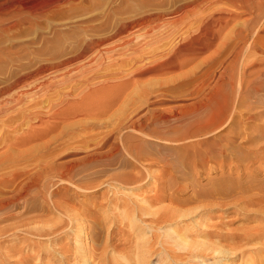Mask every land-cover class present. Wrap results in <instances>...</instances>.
I'll return each instance as SVG.
<instances>
[{
  "label": "bare ground",
  "instance_id": "6f19581e",
  "mask_svg": "<svg viewBox=\"0 0 264 264\" xmlns=\"http://www.w3.org/2000/svg\"><path fill=\"white\" fill-rule=\"evenodd\" d=\"M261 1L264 2V0ZM232 2L235 5L250 7L249 13L254 17H256L255 11L259 13L260 11L257 10L259 8L261 10L262 6L261 3V6L257 4L256 0H232ZM255 4L259 5V8L255 7ZM185 7L173 9L176 11L172 12L175 15L180 14L181 11L186 10L187 7ZM262 16L264 12L259 13L257 19H262ZM154 17L119 26L115 31L116 36L128 34L127 38L126 36L123 37L124 39L120 38L124 40L120 43L122 45L114 47L113 44L107 49L105 40H93L92 43L85 44L78 54L79 49L75 58L61 61L53 68L59 70L77 60L88 59L87 56L90 53L99 54L104 52L105 48L112 56L121 51L127 52V55L133 53L137 56L140 50L145 49L142 47L151 46V42L147 41L142 47L137 48L135 45L139 38L133 34L130 35V32L135 28L149 26L164 19H162L163 16ZM207 29L205 28L207 31L205 34L211 31V28ZM215 38V35L212 38L208 36L207 40L210 39V44L205 43L206 45L204 42L200 43L198 39L183 45H175L173 54L154 67L137 70L135 67L131 73L133 83L138 84L137 80L140 77L154 73L166 74L181 68L187 59L194 58L211 48ZM246 43L247 40L240 38V42L236 44L235 60L242 59L246 54L243 48ZM260 46L256 42L251 47L253 54L251 52L249 55L253 57L254 53L264 55V46ZM110 53L109 56H111ZM97 57H92L90 62L88 61L89 67L99 59L102 61ZM132 61L136 65L143 62L133 59ZM246 66L248 67L249 64ZM48 70L46 67L38 71L36 75H41ZM246 73L248 74V72L242 73L238 84L231 81L232 84L215 83L209 88L207 86L208 89L197 92L194 102L190 105L177 103L181 101L184 88H176L173 84L165 88L161 86L156 98L147 97L144 102L136 101V99L126 100L123 95L129 84L125 82L117 85V93L110 91L106 98L103 94L102 98H81L77 102L65 100L66 102L63 101V103H66V108L62 107V110L56 111L50 117L48 115V120L43 119L44 117L34 118L37 122L41 121L44 124L46 122L45 126L40 123L41 126L36 124L38 128H35L34 124L28 121L30 118L26 119L25 114L11 118L10 123L21 122L23 125L29 123L32 128L14 137V140L13 138L4 140L0 146V150L4 148L0 154V171H5L0 175V226L8 223L0 227V239L12 238L8 241L13 242L9 245L0 243V264H44L40 263L44 261L40 255L43 251L47 252L46 257H50V259L47 258L49 261L47 260L46 264H123L124 261L127 262H124L125 264H192L190 261L196 254L203 258L210 255L234 254L245 264H264V180L258 183L257 180L251 179L256 175L257 170L264 168L262 162L264 157V67L255 68L249 74L250 76H246ZM62 78L64 79L58 78L60 82L64 80L68 82L73 77L63 76ZM23 81L24 79H18L10 87L1 89L0 95L12 91ZM110 82L108 80V84ZM117 107L121 110L128 107L129 112L124 111L123 115L117 111L113 112ZM236 109L241 114H238L240 112ZM4 113L6 110L1 109L0 117ZM257 121L263 122L256 124ZM251 124L254 125L251 126ZM79 126L82 129H77ZM226 127L229 129L221 133ZM59 130H65L61 134L62 139L59 138L61 142L57 141L60 143L51 147V140L52 142L54 140L48 141L47 138L52 137V134ZM167 132L174 137L166 136ZM151 140L190 144L174 147L171 151L177 154V161H172L168 157L163 159L157 154V157L153 158L155 154L149 145ZM240 141L246 145V148L241 143L239 146ZM210 163L217 166L210 167ZM114 167L123 169V172L109 174ZM154 167H159L160 170L156 171ZM225 169H228L229 173L237 174V181L233 174H227V176L222 174ZM209 170H217L222 175L216 180H209L206 186L197 184L199 182L191 186L183 184L189 179L195 181L203 174L208 175ZM244 179L245 181L240 183ZM54 180L60 185L65 184L70 187L52 189ZM150 181H154L153 184L149 185ZM112 184L119 189L124 188L132 192L127 194L118 190L111 196L101 194L100 202L96 200V196L93 200L92 198L88 200V205L83 203L80 206L84 210H81V218H79L81 222L76 238L79 247L78 249L74 247L76 251L67 250L60 243L64 247L58 252L59 247L53 246L57 244H52V248H56L58 252L55 253L56 251H51L49 246L41 248L39 242L28 241L29 235L38 240L49 237L48 241H53L56 239L53 238L58 236L55 229L59 228L60 221L57 222V226L53 225L59 218L52 219L53 223L51 216L47 215L48 218L50 217L47 219L45 215H40L39 211L43 208V204L48 203L50 210L66 218L68 220L66 226L71 225L73 229L79 225V222L75 215L78 204L75 203L74 197L68 196L71 188L78 194H87ZM144 187L150 189L141 195L134 194L135 191L139 192ZM188 192L192 194L186 197ZM21 204L22 207L19 208ZM214 209L244 213L241 214L242 218L231 220L229 226L237 220L257 225L234 233L229 232L227 238L218 237L219 233L213 236L205 232L203 226L206 223L203 221L185 231L180 229L173 231L174 225H179L187 219L203 216L204 213ZM114 211L119 213L113 214ZM82 214L87 217L86 220ZM46 219L53 225L49 223L48 227L46 224L41 226L40 223ZM123 222L130 232L125 231V227L121 226ZM61 228L64 229L60 226L57 231ZM192 229L196 230L197 235H188ZM62 230L60 232H63ZM87 231L93 233L91 238L87 236ZM20 234L25 236L18 238ZM203 234L210 238L215 237L219 242H228L232 247L227 243L225 245L230 247V251L212 242L204 244V241L203 243L189 241L190 238L200 237ZM245 247L255 250L246 251ZM190 258L192 260H189Z\"/></svg>",
  "mask_w": 264,
  "mask_h": 264
},
{
  "label": "rangeland",
  "instance_id": "374dc122",
  "mask_svg": "<svg viewBox=\"0 0 264 264\" xmlns=\"http://www.w3.org/2000/svg\"><path fill=\"white\" fill-rule=\"evenodd\" d=\"M56 1L59 0H0V90L10 87L11 84L13 85L18 79H24V81L18 87L10 92H7L5 95H0V110H6V113L0 117V124H2L0 125V146H2V142L4 140H12V138L14 140V137L16 138L24 131H28L32 128L30 126L33 124L35 128H38V125L36 124H39V126H41V124L45 126L46 122L45 124L41 121L37 122L34 118L44 117L43 119L48 120V115L50 117V115L54 114L56 111L62 110V107L66 108V103H63V101L66 102L65 100H75L77 102L80 101L81 98H102L101 95L103 94V96L106 98L109 96L110 91H116L115 93H117V85L119 86V84L125 82L129 84L123 95L124 99L126 100L128 99L129 101H133L136 99V101L140 100L139 102H144V99L147 97L156 98L159 95L158 92L162 87L165 88L173 84L176 88H184L181 101L177 103L181 105H190L194 102L197 92L206 90L215 83L232 84L233 82L238 84L240 82L238 79H241V76L243 75L242 73L248 72V74L246 73V76H250L249 74H251L255 68L264 67L263 54L254 53V57L249 55V53L253 51L251 47L254 46L256 42L259 46H264V16H262L263 18L260 20L257 19L258 14L264 12V2L261 0H256L257 4L260 6L262 4L263 6H261L260 10L259 5L255 4V7L257 6V8H259L258 10L257 8L255 9L260 11L259 13L255 11L256 17L249 13L250 7H243L237 4L235 5L232 0ZM182 7H185L186 10L183 8L184 11H181L182 13L180 12V14L175 15L174 12ZM173 9L176 10L174 11ZM171 14L172 16H170ZM158 16H163L162 19H164L149 26L147 25L141 28H135L130 32V35L133 34V36L139 38L135 45L137 48L142 47V45L147 41L151 42V46L142 47L145 49L140 50V54L137 53V56L136 54L134 56L133 53H128L127 55V52L125 51H121V54L117 53L118 56H112L110 51L106 50V48H111L113 44L114 47L122 45L120 43H123L124 40L120 38L125 37L126 34L123 36L121 35V37L116 36L115 31L119 28V26L144 20V18H156ZM154 26L155 28H152ZM208 27L209 29L211 28V33L209 32L207 35L205 34L207 32L205 28L207 29ZM214 35L216 36V40H214L213 46L209 49H206L207 51L199 54L198 56H195L194 58L192 57L189 60L187 59L185 65L181 68L166 74L158 75V73H154L148 76L140 77L137 80L139 85L133 83L134 81L131 73L133 70H135V67L136 70L141 68H152L168 58L169 55H172L175 45H183L196 39L200 40V43L204 42V45L210 44V39L207 40L208 36L212 38ZM247 35L249 36L247 37ZM127 37L128 34L126 38ZM240 38L247 40L246 46L243 47L244 53L246 54H244L242 59L235 60L234 49L236 44L240 42ZM93 40H105V44L108 46L106 45L107 47L103 51L106 52L99 54L97 52L90 53L87 56L88 59L83 58L84 62L83 59L82 61L80 59L71 65L60 68L59 70L58 68H53L54 66L61 63V61L63 62L68 58H75L81 52L85 44L87 45L89 42L92 43ZM106 41L108 42L106 43ZM109 53L111 56H109ZM122 54L124 55L122 56ZM251 54H253V52ZM92 57H97L98 59L101 58L102 61H99V59L94 63V65H92L93 67H89L88 61ZM132 59L135 61L138 60V62H143L136 65ZM247 64H249L248 67L246 66ZM83 65L86 67L84 68ZM41 67L42 69L47 67L49 70L37 76V72L42 70L40 69ZM63 76H70L73 78L72 80H67L68 82H64L66 80L60 82V79L58 78L64 79L62 78ZM238 76L239 78H237ZM108 80L109 82L111 81L109 84ZM113 84L114 86L116 85V87H114ZM125 94L127 96H125ZM128 109V107H124V109L121 110V108L117 107L113 110V112L117 111V113L123 115ZM237 110L238 109H236V111ZM122 111L125 112L123 113ZM238 112L240 111L238 110ZM19 114H25L26 119L30 118L28 121L32 123V125L29 123L23 125L21 122L10 123L9 120ZM238 114H241V112ZM262 122L257 121L256 124H262ZM21 124L22 126L20 127ZM253 125L254 124H251V126ZM77 129L80 130L82 127L79 126ZM227 129H229V127H226V129H224V131L221 133L225 132ZM64 131L65 130L55 131L54 134H52V137L47 138L48 141H50V139L54 140L53 142L51 140V147H55L61 142V134ZM55 136H59L57 137L58 139H56ZM166 136L174 137L172 134H170V132H167ZM214 137L215 136H213V138ZM59 138L61 139L59 140ZM241 142L242 141L239 142V146ZM185 144L189 145L190 143H170V141L166 142L158 140L149 141L150 148H153L152 151L155 154L153 155V158H156L157 154L163 159L168 157V159H171L172 161H177V154L175 151L171 150L174 147H182ZM241 144L244 148H246L244 143ZM1 151L3 152L4 148L0 150V154L2 153ZM174 153L176 155H174ZM262 160L264 164V157ZM209 166L215 168L217 165L210 163ZM234 166H236V168L238 167V165ZM112 169L113 171H111L109 174L123 172V169H119L118 167H114ZM153 169L156 171L160 170L159 167H154ZM262 170H264V168L257 170L256 175L252 176L251 179L257 180L258 183L262 182L264 180V171L262 172ZM228 171V169H225L222 171V174H225L226 176L227 174H233L232 176L236 180L237 174L234 172L229 173ZM4 172L0 171V175H2ZM207 172L208 175L203 174V176L200 177L201 179L198 177L195 181L189 179L183 184L186 186H191L194 185L195 182H199L197 184L206 186L209 180H216L218 177L220 178V175H222L217 170H209ZM244 181L245 179L241 180L240 183H243ZM153 182L154 181H150L149 185L153 184ZM149 185L148 187H150ZM54 187L63 188L70 186L65 184L60 185V183H57V181L54 180L52 189H54ZM148 187H144L139 192L135 191V193H133L141 195L143 192H146V190L150 189ZM152 187L153 186H151V188ZM116 188L117 187L114 184L111 186H102V188H98L97 192L87 194H78L74 189L71 188V190L68 192V196L74 197L75 203L77 202L78 204L75 215H77L76 220L79 222V225L77 224L78 226L73 227V229L71 225V228L69 225L68 227L66 226V221H68L66 218H62L55 211H51L50 207L47 205L48 203H42L43 208L39 211V214L42 216L45 215V218L47 219L50 218H48L47 215L51 216V222H53L52 219L59 218V220H55L56 224L53 225V222L52 225L55 227L58 223H60L58 225L64 227V229H60V231L63 229V232L57 231V229L59 230L60 228L59 226V228L56 227L55 229L56 234L58 233V236L54 237L53 239H56L53 241H48V239H50L49 237H45L47 240L45 238L38 240V238L32 237L30 235V237L26 236L28 241L30 243L39 242L41 248H44V246L48 248L49 246L51 251H56L55 253H58L59 250L61 251L64 246L67 250L72 251L74 249L73 251H76L79 247V243L76 239L78 232L77 229L81 222L79 218H81V210H84V208H80V206H82L83 203L88 205V200H91V198L93 200L96 196V200L100 202L101 194L102 196L107 194L111 196L113 195V192H118V190L121 193L127 194H131L132 192L128 189H119V187L117 189ZM191 194L192 192H188L185 196L187 197ZM168 204H170V202H168ZM21 207L22 204L19 208ZM17 210L20 211L19 209ZM208 212V214L204 213L203 216L201 215L197 218L195 217L193 219H187L179 225H174L176 227H172V229L174 228L173 231L177 229L185 231V229L191 228L192 226L194 227L196 223H202L203 221L206 223L203 226V230H205V232L211 233L213 236H217L219 233L218 237L221 236L227 238L229 236V232L234 233L240 229L257 225L256 223L248 224L237 220V222L229 226L231 220L242 218L241 214L244 213L241 211L236 212L235 210H229L228 212L223 209H214ZM114 213L118 214L119 212L114 211L113 214ZM82 217H84L83 214ZM85 218L87 217H84V220H86ZM47 219L44 221L45 223L41 222L42 224L40 223V225L45 226L46 224V227H48L47 224H49L50 221H47ZM64 219L66 220L64 221ZM63 222H65V226ZM7 224L8 223H5L1 226ZM10 224L12 223L10 222ZM121 226L125 227V222L121 223ZM126 230L128 232L130 229L125 227V231ZM195 231L196 230L192 229L188 235H197L195 234ZM86 234H88L87 236L91 238L93 233L91 231H87ZM20 236L23 238L25 235L20 234L18 238H21ZM11 239L1 238L0 243L2 242L4 245L12 244L13 242L8 241ZM13 239L15 238L13 237ZM190 239L191 240L189 241L192 243L194 240L195 242L199 241V243H203L204 241V244H210V242H212V244L214 243L221 248L223 247L224 250L232 247V245L228 244V242H219L215 237L210 238L204 234L200 237L198 236L196 238L193 237ZM75 241H77V245H75ZM60 243L64 246L62 247ZM225 243L230 245V247L226 246L227 244L225 245ZM52 244H57L56 246H53L56 248L59 247L58 252L56 248H52ZM244 250L254 251L255 249L250 250L249 248L245 247ZM237 252L239 254L238 250ZM40 255L44 260H42L43 262L40 263L46 264L49 261L48 259H50V257H46L48 255L47 252L43 251ZM247 256H249V254ZM194 257L192 258L194 261L191 258L189 260H192L196 264H245V262L242 260L240 261V259H238L234 254L220 256L210 255L204 258L196 254ZM192 261L190 262L193 264ZM124 262L123 264L127 263Z\"/></svg>",
  "mask_w": 264,
  "mask_h": 264
}]
</instances>
